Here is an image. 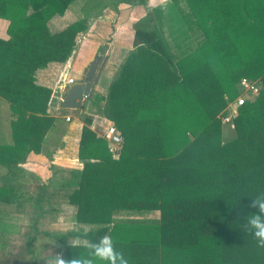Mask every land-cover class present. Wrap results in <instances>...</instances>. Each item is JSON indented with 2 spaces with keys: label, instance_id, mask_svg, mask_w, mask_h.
I'll list each match as a JSON object with an SVG mask.
<instances>
[{
  "label": "trees",
  "instance_id": "obj_1",
  "mask_svg": "<svg viewBox=\"0 0 264 264\" xmlns=\"http://www.w3.org/2000/svg\"><path fill=\"white\" fill-rule=\"evenodd\" d=\"M72 1L0 0V17L9 20L8 38H0V101L10 130L9 139L0 132V202L21 204L19 163L40 152L54 126L51 89L35 83V70L65 61L87 19L109 3H146L86 0L84 17L51 33L48 20ZM165 12L177 58L163 35ZM133 47L102 108L124 138L118 157L81 116L83 168L67 202L78 222L93 226L54 237L108 235L129 264H264V248L245 230L258 211L252 199L264 195V0H169L134 24ZM242 77L256 79L260 94L238 107L236 135L223 141L218 115ZM8 220L0 212V240L16 231ZM85 252L68 243L60 256Z\"/></svg>",
  "mask_w": 264,
  "mask_h": 264
},
{
  "label": "crops",
  "instance_id": "obj_2",
  "mask_svg": "<svg viewBox=\"0 0 264 264\" xmlns=\"http://www.w3.org/2000/svg\"><path fill=\"white\" fill-rule=\"evenodd\" d=\"M85 2L86 0H74L68 5L63 14L52 16L47 22L49 31L51 33H56L68 24L84 17L82 8L85 5ZM151 2V0H146L145 4L135 5L119 2L116 5L114 4L115 6L112 3H109V5L103 8L102 14L100 13L97 16H90L87 19L86 29L76 35L72 53L65 61H51L46 67L38 68L34 72L35 83L51 89L47 112L50 116L54 117V126L47 132L40 152H30L26 159L22 163H19V167L22 170L19 179V184L21 185L19 197L27 194L24 187V184L26 183L24 179L25 174L29 176L30 173L28 172L41 169L37 165V161H35V169L27 166L30 164L32 166V160L34 161L37 157L45 154L46 162L44 167L47 173L45 177L46 179L41 178L40 174L41 179L39 185H36L38 189L50 188L49 193L45 194L48 195L46 196V199H65L63 207L65 209V215L68 218L67 220L70 221L69 224L73 226L72 230L87 231L93 226L78 222L76 220V207L67 202L68 193L74 188H77L78 179L75 174L83 168V162L78 158L81 129L84 124L81 120V116L86 115L91 117V124L89 127L97 136H101V132L106 125L113 123L112 120L105 116L102 110L105 105V97L110 83H113L119 75L122 64L128 53L134 49V24L145 17L150 9L157 6L163 7L161 4L152 5L153 3ZM29 11H31V9H29L28 12ZM127 13L132 15L130 22L127 20V15H125ZM123 14L126 17V21H128L126 23H130L132 27V35L129 38V42L124 41L119 37L120 33H122L120 26H125L122 20L124 19ZM109 19L114 21V23L112 22L114 25L109 23ZM8 24V19L0 17V38H8ZM95 58H100L101 63L97 69L98 77L92 87V95L86 101L85 106L82 109L76 110L74 114H72L69 109L59 107V102L65 93L64 87L67 89L72 85H66V80L73 78L74 83H77L81 79L89 63ZM104 83L108 84L102 90ZM53 98H56L58 101L56 102V105L51 102ZM67 115H72L69 121H66L65 119ZM4 173L5 171L3 174ZM63 181L69 183L65 188L61 186ZM57 207L59 208L60 204L56 205V207L52 206V209L56 210ZM0 212L5 213L1 210ZM63 213V210L61 212L59 211L56 216L63 215ZM157 214L158 212L156 211L155 215ZM10 222L16 230L17 226L15 222L13 223L12 220H10ZM12 235H15V233H9L6 235L5 240L10 241L11 239L7 238H10ZM69 239L68 243H70L73 237H70Z\"/></svg>",
  "mask_w": 264,
  "mask_h": 264
},
{
  "label": "rangeland",
  "instance_id": "obj_3",
  "mask_svg": "<svg viewBox=\"0 0 264 264\" xmlns=\"http://www.w3.org/2000/svg\"><path fill=\"white\" fill-rule=\"evenodd\" d=\"M151 1V3H153L152 5L161 4L163 6H166L169 2V0ZM102 13L103 12H101V14ZM164 14L163 35L165 36V39L171 51L174 53V56L177 58L179 57L180 53L178 48L176 47L166 12ZM125 15H127V20H129L130 22L132 19V15H129V13ZM125 15L123 14L124 19H122L125 26H120L122 33H120L119 37L120 39L129 42V38L132 35V27L130 23H126L128 21H126ZM112 22L114 23L113 20L109 19V23L112 24ZM107 84L108 83H104L102 90L107 86ZM51 102L52 104L56 105V102L58 101L56 100V98H53ZM5 115L8 116L7 102L0 101V132L6 136V139H9L10 130L6 125ZM235 135V129L233 128V126H231V124L223 125V141L231 140L235 137ZM44 155L45 154L37 157V159L34 161L32 160V166L31 164L27 166L29 168L32 167L33 169H35V161H37V165L41 169H36L37 171L34 170L33 172H28L30 173L29 176L25 174L24 179L26 183L24 184V187L27 194L22 195L19 198L21 204L17 206L16 204H7L0 202V210L5 212V216L7 217V219H9L8 221L12 220L13 223L15 222L17 226L16 231H14L15 235L7 238L11 239L10 241L5 239L0 240V264H47L48 260L51 259L54 255H61V251L63 250L65 244H68L70 240L69 238L63 240L54 237V235L56 234H61L73 229V226L69 224L70 221L67 220L68 218L65 215V209L63 207L65 199L52 198V200L45 201L46 196L44 195L46 193H49L50 188L38 189L37 187V185H39L40 179H44L47 174L44 167V164L46 162V156ZM4 171V169L0 168V176ZM1 182L2 181L0 178V184ZM41 200L43 203H40ZM59 204V208L57 207L56 210L52 209V206L56 207V205ZM62 210L64 211L63 215L56 216V214L59 211L61 212ZM28 236L36 237L35 241H33V247L26 246Z\"/></svg>",
  "mask_w": 264,
  "mask_h": 264
},
{
  "label": "clouds",
  "instance_id": "obj_4",
  "mask_svg": "<svg viewBox=\"0 0 264 264\" xmlns=\"http://www.w3.org/2000/svg\"><path fill=\"white\" fill-rule=\"evenodd\" d=\"M251 207L258 211L248 216L245 230L252 234L259 248H264V195L252 199ZM87 232L80 233L70 241L71 247L83 246L84 254L66 260L60 255H54L47 264H129L122 252H118L108 235H104L95 241L87 240Z\"/></svg>",
  "mask_w": 264,
  "mask_h": 264
},
{
  "label": "built area",
  "instance_id": "obj_5",
  "mask_svg": "<svg viewBox=\"0 0 264 264\" xmlns=\"http://www.w3.org/2000/svg\"><path fill=\"white\" fill-rule=\"evenodd\" d=\"M73 83V78L66 80V85ZM237 88L239 93L232 99L226 97L227 104L218 115L222 124L233 125V117L236 116L238 107L246 101L255 100L260 94L261 84L256 79L242 77L237 83ZM64 89L66 91V87ZM71 116L67 115L65 117L66 121H69ZM101 136L107 141L108 151L112 157H118L124 144L121 131L113 123H110L103 128Z\"/></svg>",
  "mask_w": 264,
  "mask_h": 264
},
{
  "label": "water",
  "instance_id": "obj_6",
  "mask_svg": "<svg viewBox=\"0 0 264 264\" xmlns=\"http://www.w3.org/2000/svg\"><path fill=\"white\" fill-rule=\"evenodd\" d=\"M100 63V58H95L89 63L81 79L66 89L59 102V107L69 109L74 114L76 110L85 106L87 99L92 95V87L98 77L97 69Z\"/></svg>",
  "mask_w": 264,
  "mask_h": 264
}]
</instances>
